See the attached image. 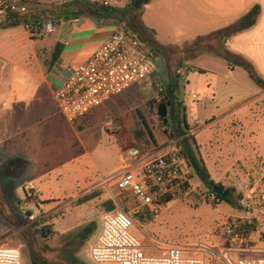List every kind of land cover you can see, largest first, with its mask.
<instances>
[{
  "label": "rangeland",
  "instance_id": "374dc122",
  "mask_svg": "<svg viewBox=\"0 0 264 264\" xmlns=\"http://www.w3.org/2000/svg\"><path fill=\"white\" fill-rule=\"evenodd\" d=\"M149 2L141 9L145 27L142 15ZM58 5L54 0H39L31 9ZM26 35L21 26L0 27V68L4 66L0 70V246L17 248L23 264H94L87 255L90 237L95 235L96 226L100 229L102 213L113 205L111 209L120 206L129 212L136 236L146 233L165 243L199 242L222 247L225 242L219 224L235 212L238 200L250 187L259 185L264 174V88L256 85L242 67L234 66V56L228 66L221 55L232 52L222 46L221 37L211 34L182 46L155 41L162 50L149 62L150 73L145 80L68 124L51 95L42 96V102L34 106L41 83L36 81L35 86L26 74L39 72L35 54L48 64L55 30L40 38ZM164 35L159 42H168ZM195 67L202 73L190 70ZM170 74L180 75L172 106L183 131L193 138L198 135V158L210 179H215L230 198H216L191 175L187 193L154 209L137 208L129 195L116 196V205L100 180L119 165L120 146L147 152L155 147L150 134L158 148L176 145L168 105L167 116L160 118L157 105L149 104L164 92ZM13 85L21 92L26 88L24 93L32 101L16 108L12 120L5 96L7 87ZM183 93L187 95L185 102ZM192 93L196 100L189 98ZM225 109L233 115L226 123L213 125L212 119ZM45 116L49 118L34 126L36 119ZM115 118L122 120L125 133L115 128L106 131V124ZM201 129L211 131L204 145ZM16 130H22L20 135ZM109 189L114 195L117 192L114 187ZM85 197L89 200L81 202ZM86 226L92 231L84 241L80 234ZM240 257L231 254L234 261ZM206 259L208 262L209 257Z\"/></svg>",
  "mask_w": 264,
  "mask_h": 264
},
{
  "label": "built area",
  "instance_id": "2783aa9c",
  "mask_svg": "<svg viewBox=\"0 0 264 264\" xmlns=\"http://www.w3.org/2000/svg\"><path fill=\"white\" fill-rule=\"evenodd\" d=\"M35 1L39 0H0V23L29 15ZM54 1L61 5L74 0ZM89 1L95 6L124 7L136 0ZM79 21L27 19L21 27L31 37L40 38L54 32L59 24L73 25ZM153 56L137 39L112 32L85 62L70 69L53 92L64 120L73 124L112 96L145 80ZM189 98L196 100L197 96L192 93ZM190 170L175 147L147 152L126 147L120 153L119 167L102 177L100 183L116 205V196L129 195L137 208L154 209L189 191ZM260 179L259 185L250 187L238 200L235 212L219 224L218 231L225 242L222 247L199 242L165 243L146 233L136 236L129 212L117 206L102 213L99 232L87 251L88 258L94 264H264V174ZM110 187L116 189L115 195ZM235 253L247 256L234 261L231 254ZM0 264H23L20 251L0 246Z\"/></svg>",
  "mask_w": 264,
  "mask_h": 264
},
{
  "label": "crops",
  "instance_id": "0c3cea01",
  "mask_svg": "<svg viewBox=\"0 0 264 264\" xmlns=\"http://www.w3.org/2000/svg\"><path fill=\"white\" fill-rule=\"evenodd\" d=\"M255 6L259 7V14L255 23L251 27L226 38L222 46L232 52V54L239 55L250 62L257 75L264 81V0H151L143 11L142 19L146 27L155 32L154 39L160 45L182 46L192 43L197 38L211 35L218 30L228 27L237 22ZM17 27H9L6 29H15ZM114 31L115 26L112 23L96 24L90 20H80L79 23L73 25L59 24L55 29L56 37L48 49H52L48 64L44 65L42 57L35 54L39 72L31 73L26 71L28 79L31 78L35 82L33 83L35 86L36 81L41 83L40 89L37 88L38 93H36V89L33 90L36 93L34 106L38 107L36 103L42 102L41 97L46 94L51 95L53 102H55L53 92L62 83L70 69L85 62ZM162 33L165 34L163 39H167L168 42L158 41L160 39L159 37L162 38ZM24 34L26 35L25 31ZM56 43L62 44V50L58 58L52 60L51 55ZM15 67L18 68V66ZM3 69L4 66L2 65L0 70ZM177 72L180 74L178 70ZM11 78L12 83L15 84L13 76ZM0 85H3L1 78ZM7 89L8 93H6L5 97L8 100L9 114L13 120L14 110L24 105L27 101H32V99L24 93L26 92V88H24V92H21L19 89L17 90L14 85L7 87ZM185 96L184 98L182 95V102H185L187 95L185 94ZM232 115L228 114L226 109L220 111L217 113L215 119H212L214 122L213 125L226 123L228 117ZM48 118V116H45L44 118L36 119L34 126L40 125ZM213 122L208 124V129H210ZM109 128L111 130L115 128L117 131L122 129L123 133L126 132L122 120L117 118L112 119L106 124L107 132H110ZM208 129L206 131H202V129L199 131V135L205 136L202 145L207 144V138L211 137V131ZM21 131L16 130V133L20 135ZM197 138L198 135L194 138L195 145L196 147H200L201 145L197 141ZM151 141L153 142V146L158 148L153 136ZM121 146L118 153L119 165L120 153L126 148V146ZM212 181L216 183L215 179H212ZM98 232L99 227L96 226L94 229L95 235L90 237L92 238V243ZM239 255L247 256L244 253H240Z\"/></svg>",
  "mask_w": 264,
  "mask_h": 264
},
{
  "label": "trees",
  "instance_id": "16d2710c",
  "mask_svg": "<svg viewBox=\"0 0 264 264\" xmlns=\"http://www.w3.org/2000/svg\"><path fill=\"white\" fill-rule=\"evenodd\" d=\"M137 1V0H136ZM136 1L128 6L124 7H102L95 6L90 3L89 0H74L72 2L58 5L53 9H40V10H31V13L25 17L18 18L15 21H9L5 23H0V27L9 28L21 26L30 19H41V20H68V19H79V20H90L96 24L112 23L115 26V31L122 32L126 36L135 38L139 41L140 44L148 47L155 56L158 53H161L162 47L159 46L154 38V32L146 28L141 23V9L142 6L147 4L150 0H142L141 4L135 9L134 4ZM259 14V7H253L248 13L241 17L237 22L229 25L228 27L216 31V36L221 37L220 39L224 41L226 38L245 30L251 27ZM62 50V44L56 43L52 51V60H56ZM228 62V66H231L230 60L231 56H234L236 61L233 63L234 66L242 67L248 77L259 87L264 88V81L257 75L256 71L252 64L246 61L239 55L230 54L226 52L221 55ZM196 73H202L203 70L199 68H190ZM178 75L172 76L171 74L168 77V83L164 92L160 93L158 97L152 100L150 103L152 105H158V102L168 103V116L172 119L173 127V136L176 139L175 148L179 150V153L185 158L188 167L191 169V173L188 174V180H190L191 175L196 176L201 183L208 187L211 191V187H218L222 192V186L214 183L202 163L201 159L198 158L195 150V140L191 135H187L183 131L182 121L179 116L176 114V108L172 106L173 101L176 100L177 89H178ZM178 102V101H177ZM179 103V102H178ZM166 120V119H165ZM166 122V121H165ZM152 140V136L150 134ZM133 147V146H131ZM216 198L220 200L228 201L230 197L224 199L220 195L213 194ZM89 200V197H85L81 202ZM112 205V203H111ZM113 207L110 206V210ZM91 228L86 226L82 229L80 234L81 238L85 241L87 235L90 233ZM45 232H42L43 236Z\"/></svg>",
  "mask_w": 264,
  "mask_h": 264
},
{
  "label": "water",
  "instance_id": "95a60500",
  "mask_svg": "<svg viewBox=\"0 0 264 264\" xmlns=\"http://www.w3.org/2000/svg\"><path fill=\"white\" fill-rule=\"evenodd\" d=\"M142 0H137L136 3L134 4V8L136 9L140 4ZM167 105L168 103L160 102L157 106V115L160 118H165L167 116ZM211 193L220 195L222 198H226L228 195L227 191H221L218 187H211Z\"/></svg>",
  "mask_w": 264,
  "mask_h": 264
}]
</instances>
